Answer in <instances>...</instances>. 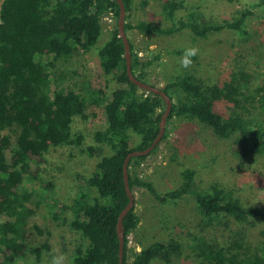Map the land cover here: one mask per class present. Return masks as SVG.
Returning a JSON list of instances; mask_svg holds the SVG:
<instances>
[{
	"label": "trees",
	"instance_id": "trees-1",
	"mask_svg": "<svg viewBox=\"0 0 264 264\" xmlns=\"http://www.w3.org/2000/svg\"><path fill=\"white\" fill-rule=\"evenodd\" d=\"M123 1L125 31L136 28L145 33L173 34L188 28L202 37L224 29L247 35V19L254 13L251 7L264 9V0H256L251 7L237 9L230 18L195 17L192 12L176 18L175 10L182 0H164L162 14L171 24L162 25L148 20L130 22L131 0ZM108 12L118 16L116 0H0V264L18 263L25 254L27 248L20 238L23 226L34 213L26 205L30 196L26 184L38 178L43 154L51 146L81 142L83 135L73 134L71 122L74 115L87 117V100L95 105L103 104L107 125L94 132L96 143L84 149L90 156L98 157L97 170L85 177V189L66 206L73 213L71 227L85 240L75 247L73 264H119L116 223L129 199L123 161L129 151L143 149L157 135L165 101L160 94L140 89L129 79L117 22L98 49L102 72L111 75L116 84L108 93L104 87L88 89V94L68 86L49 91L50 63L37 58L46 54L59 59L79 48H90L97 42L102 31L101 19ZM129 43L132 72L147 82L148 68L161 58V53L141 56L130 39ZM248 82L249 74L243 70L233 71L223 83H210L190 69L176 73L163 87L174 99L167 123L172 117L194 118L217 137L231 138L234 154L246 156L260 151L264 146V126L247 105L256 100ZM258 90L264 89L258 86ZM220 101L232 104L228 113L216 108ZM129 130L138 135L133 145ZM167 135L165 130L161 140ZM159 143L149 153L129 160L128 179L133 196L140 187L161 201L189 195L201 216L209 221L223 216L239 222L264 221V206L245 204L231 189L217 183L205 188L196 186L192 168L181 171L182 180L176 187L157 191L153 182L140 174L139 168ZM102 144L112 148V152L105 154ZM139 221L134 198L133 206L123 217V264H152L156 258L169 261L180 251V241L170 237L153 241L129 256V236ZM241 239L237 235L230 246H219L202 235L197 236V254L205 264H264V242L249 250ZM32 249L38 258L40 248Z\"/></svg>",
	"mask_w": 264,
	"mask_h": 264
},
{
	"label": "rangeland",
	"instance_id": "rangeland-1",
	"mask_svg": "<svg viewBox=\"0 0 264 264\" xmlns=\"http://www.w3.org/2000/svg\"><path fill=\"white\" fill-rule=\"evenodd\" d=\"M163 1L131 0L128 20L132 23L148 20L171 24L170 19L162 14ZM254 1L182 0V5L175 10V17L192 12L195 17L230 18L237 9L251 7ZM251 8L254 13L247 19V35L224 29L202 37L188 28L173 34L145 33L129 28L126 34L141 56L161 53V58L148 68L145 79L162 88L171 77L185 69L210 83L229 80L235 70L247 72L248 86L256 99L247 105L264 126V90L256 91L258 86L264 89V9ZM117 17L114 12L105 13L101 19V34L88 49L79 48L59 59L38 55L40 61L50 63L49 91L68 86L88 94V89L104 87L108 93L116 86L113 77L102 72L98 49L109 38ZM189 47H196L199 51L192 58L191 66L182 68L180 59L184 49ZM261 94L263 98L259 101ZM86 102L87 117L74 115L71 122L73 134L83 135L81 142L51 146L43 154L38 178L26 184V190L30 192L26 205L34 213L23 226L20 238L27 250L15 264H52L53 257L61 254L66 257L65 264H73L75 247L85 241L71 227L73 213L66 206L73 202L80 190L85 189V177L97 170L98 157L90 156L84 149L96 143L94 132L107 125L103 104ZM231 106L226 101L216 104L223 113H228ZM165 130L168 131L166 138L139 168L140 174L150 179L157 191L176 187L182 180L181 171L188 167L195 170L196 186L205 188L217 183L231 189L245 204L264 206V146L260 151L238 156L231 150V138L217 137L209 127L194 118L172 117L169 123L166 121ZM129 132L133 145L137 143L138 135L132 130ZM102 145L105 154L112 152V148ZM90 191L93 193L92 189ZM134 198L140 221L129 236V256L156 240L174 237L181 243L180 251L169 261L156 258L152 264H205L203 257L197 254L195 238L200 235L219 246H230L237 235H241L242 243L249 250L264 242V221L239 222L226 216L209 221L201 216L189 195L161 201L140 187ZM34 247L40 248L38 258Z\"/></svg>",
	"mask_w": 264,
	"mask_h": 264
},
{
	"label": "water",
	"instance_id": "water-1",
	"mask_svg": "<svg viewBox=\"0 0 264 264\" xmlns=\"http://www.w3.org/2000/svg\"><path fill=\"white\" fill-rule=\"evenodd\" d=\"M119 7L118 17H117V27L119 35L122 38L123 45H124V57L126 62V72L131 81H133L140 89H146L151 90L154 93L160 94L164 101H165V108L161 114V118L159 121V130L157 135L153 138L151 143L144 147L143 149H135L131 150L127 153V155L124 158L123 161V178H124V184L125 189L127 192V195L129 197L127 203L125 206L121 209V211L118 214L117 217V223H116V231L119 238V248H118V254H119V264H123V248H124V228H123V217L126 215V213L129 211V209L134 204V196L129 186V179H128V163L132 156L135 155H142L149 153L161 140L164 132H165V124L167 121V116L169 115L171 111L172 102L174 101L173 98H171L161 86L153 85L149 82L143 81L139 79L133 72L131 68V51H130V43L128 36L126 34V31L124 29V23H125V15H126V9L125 4L123 0H116Z\"/></svg>",
	"mask_w": 264,
	"mask_h": 264
},
{
	"label": "clouds",
	"instance_id": "clouds-1",
	"mask_svg": "<svg viewBox=\"0 0 264 264\" xmlns=\"http://www.w3.org/2000/svg\"><path fill=\"white\" fill-rule=\"evenodd\" d=\"M198 49L196 47L185 48L183 51V55L180 59V65L182 68H188L192 64V58L198 54ZM66 257L61 254L54 256L52 259V264H65Z\"/></svg>",
	"mask_w": 264,
	"mask_h": 264
}]
</instances>
